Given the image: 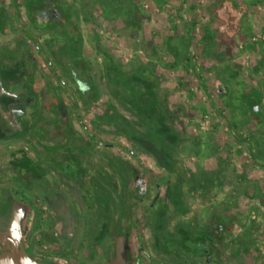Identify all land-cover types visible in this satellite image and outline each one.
I'll use <instances>...</instances> for the list:
<instances>
[{"label": "rangeland", "instance_id": "obj_1", "mask_svg": "<svg viewBox=\"0 0 264 264\" xmlns=\"http://www.w3.org/2000/svg\"><path fill=\"white\" fill-rule=\"evenodd\" d=\"M0 1V62L31 57L41 112L0 143V183L19 184L44 211L38 231L36 211L0 187V264H198L169 244L212 224L225 240L218 264H264V94L261 117L232 112L225 94L256 87L264 0H53L52 17L49 0ZM227 44L243 67L236 79L214 57ZM55 47L87 66V99L69 89ZM70 145L85 148L79 174L61 154Z\"/></svg>", "mask_w": 264, "mask_h": 264}, {"label": "flooded vegetation", "instance_id": "obj_2", "mask_svg": "<svg viewBox=\"0 0 264 264\" xmlns=\"http://www.w3.org/2000/svg\"><path fill=\"white\" fill-rule=\"evenodd\" d=\"M41 1L42 0H32L30 2L29 0H25V3H28V6L30 3H32L30 4L31 6H33L34 8H39L41 5ZM36 2L37 4H35ZM48 5L49 7H51L52 17L54 15V12L60 8V5L53 0H49ZM231 5L234 9H239V5H237L236 3L233 2ZM45 7L46 5H44L42 9L45 10ZM3 10L4 9L2 7V2L0 1V19L1 17H3ZM37 13L38 12L35 11V15H37ZM244 14L242 16H244ZM61 15L62 13L60 14V17ZM242 19L243 18L240 19V22H242ZM242 28L243 27L241 25V29ZM24 31V35L26 37L33 39V32L27 30ZM32 43L34 44V48L36 49V51L39 54H43L44 51L42 50V48L35 45V42ZM61 49L62 47H55L53 54L56 58H58L57 64L71 79V88L69 87V89L75 87L80 93L81 100L87 99L89 91L87 93H83L78 85L79 81H84L90 87L89 70L87 66H85L82 61L79 62L77 60L78 57L74 56L70 51L68 52V54L65 52L61 54L59 52ZM252 49L254 50L255 48ZM256 52L261 54L253 66V72L256 74V76H259V79L255 81L256 87L252 88L249 92L244 93L243 96L236 94V92L239 91V87L237 88L236 92H231V90L227 88L229 91L225 94H227V96L232 99V101L227 105V107L232 112H239L245 115L250 113L252 116L261 117V99L262 95L264 94V46H260L259 48H257ZM64 54L69 57L70 61L75 65V67L67 66V64L63 63L61 56ZM23 55L24 54H22V58L20 59L5 58L6 61H4L3 63L0 62V143L2 148L3 144L5 142L7 143L10 139L15 140L22 138L27 130L29 131L31 122L35 120V115L37 113L39 115L41 114V112H37L36 114H34L35 110H33V108L36 107L38 98L37 92L32 84V74L29 64L31 63V57H23ZM214 57L219 62L223 61V63H226L225 71L235 79L242 74L243 67L239 62H236L235 55L233 54V50L230 44H227L225 46V49L222 53L215 54ZM54 75H56V69ZM59 76L62 77V75L60 74ZM236 82L239 86L240 82ZM64 83L66 82L61 78V88H64L65 90ZM257 85H260V88H257ZM89 89L90 88H88V90ZM64 95L67 96V92H64ZM55 96L60 99V95L57 91H55ZM237 102H239L240 104L237 105ZM75 104L76 103L71 102L72 106H75ZM59 116L64 119L65 124L68 123L66 110L62 105L59 108ZM39 130L43 132L44 126H39ZM43 133L46 136L48 135L47 132ZM65 137H67V139L69 137H71V139L75 138L80 142L83 141L81 135L72 131L68 132ZM84 151L85 148L75 145H70L69 149L65 148L61 150V154L64 157V161H66L65 166L67 167L68 171L72 172L73 170H75L76 173L79 172L81 157ZM22 157L23 161H25L29 165V167L34 168L36 165H38L37 160L30 158V156L28 157L27 154H23ZM21 166L23 165H20L18 167L20 168ZM19 168L16 170V174H19L24 178V167L20 169ZM4 186L10 187L15 190L17 195H19L18 188L23 189L19 184L15 182L0 183V187ZM222 231L223 229L221 226L219 227V225L217 224H212L210 228H208L204 232L196 233L192 236H189L188 234H182L181 239L175 243H170L169 247L172 251L175 252V257L177 258L189 257L197 259L198 264H218V262L213 258H217L223 253V243L225 242V240H222L220 238ZM141 254H144L147 258H152L151 254L142 247L139 250L140 257H142ZM67 255L70 257L69 254ZM73 257L75 258V256ZM127 258H130V252H128ZM72 259L73 258H71V260ZM66 260L71 261L69 259Z\"/></svg>", "mask_w": 264, "mask_h": 264}, {"label": "trees", "instance_id": "obj_3", "mask_svg": "<svg viewBox=\"0 0 264 264\" xmlns=\"http://www.w3.org/2000/svg\"><path fill=\"white\" fill-rule=\"evenodd\" d=\"M41 52H43V51H41ZM87 88H89V85H87L86 87H85V90L87 89ZM83 93H85V92H83ZM149 105V103H146V106H148ZM18 190H19V195L21 196V198L28 204V205H30L33 209H34V211H36V213H37V215H38V217H39V223H38V228H37V230L39 231L40 230V227L42 226V221H43V217H44V211L41 209V207H40V204H39V202L35 199V198H33V197H31L29 194H27V192L25 191V190H23V189H21V188H18ZM33 240H31V242H32ZM32 247H33V249H36V247H35V244H33V242H32ZM44 253H47V252H44ZM50 256H54L53 254H49ZM57 257H61V258H64V259H69V260H71V258H68L69 256L67 255V254H64V253H62V254H58V255H56Z\"/></svg>", "mask_w": 264, "mask_h": 264}, {"label": "water", "instance_id": "obj_4", "mask_svg": "<svg viewBox=\"0 0 264 264\" xmlns=\"http://www.w3.org/2000/svg\"><path fill=\"white\" fill-rule=\"evenodd\" d=\"M78 85H79L80 90L84 92L87 84L84 81H81V82L79 81Z\"/></svg>", "mask_w": 264, "mask_h": 264}]
</instances>
